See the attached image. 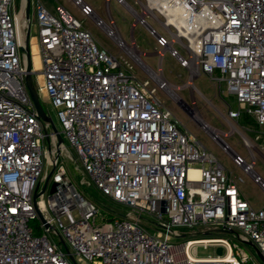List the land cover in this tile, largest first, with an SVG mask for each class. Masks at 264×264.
Returning a JSON list of instances; mask_svg holds the SVG:
<instances>
[{
  "label": "built area",
  "instance_id": "2783aa9c",
  "mask_svg": "<svg viewBox=\"0 0 264 264\" xmlns=\"http://www.w3.org/2000/svg\"><path fill=\"white\" fill-rule=\"evenodd\" d=\"M69 1L113 41L124 62L62 6L52 15L36 0L39 91L50 99L61 137L75 151L88 184L128 211H103L68 179L59 159L67 147L38 117L26 89L13 0H0V264H73L50 233L59 236L76 264H264V207L256 210L243 198L242 178L232 177L157 97L165 91L191 110L197 107L195 77L205 74L224 84L238 106L223 116L232 129L209 131L207 124L203 129L264 195L249 142L243 137L247 162L224 141L243 115L264 130V0H131L140 11L116 0L134 18L131 31L138 24L155 40L156 71L143 62L132 32L129 43L123 40L109 12L103 19L84 0ZM22 19L26 29L24 14ZM166 53L189 73L182 86L162 74ZM126 59L145 79L136 78ZM184 88L191 90L190 104L169 93ZM193 119L199 122L195 114ZM50 167L45 191L50 183L55 190L47 199L43 195L42 222L36 212L41 197L34 196ZM197 228L204 237L184 239L198 234H189ZM219 233L230 239L216 237ZM199 247L213 254L200 257Z\"/></svg>",
  "mask_w": 264,
  "mask_h": 264
},
{
  "label": "rangeland",
  "instance_id": "374dc122",
  "mask_svg": "<svg viewBox=\"0 0 264 264\" xmlns=\"http://www.w3.org/2000/svg\"><path fill=\"white\" fill-rule=\"evenodd\" d=\"M45 9L52 15H55V7L62 6L66 9L75 19L82 22L83 27L91 33L95 42L102 48L106 49L108 52L116 56L121 62H124V55L120 53L118 48L114 45L113 41L108 38L102 30L97 28L91 20L84 19L78 12V10L72 5L69 0H39ZM90 6L93 7L94 11L103 19H107V12L111 15L119 34L126 43L131 41V26L134 23V18L131 17L125 9L117 4L116 0H110L107 4L105 0H84ZM131 4L136 11H140L139 7L131 0H126ZM36 0H30V28H29V53L31 57V68L32 83L33 87L38 96V102L41 105L43 111L50 118L52 123L55 125L58 131H60V125L58 123L56 112L53 109L50 99L42 92L39 91L40 80L39 75L35 73L36 68L34 57L37 52H34V47L37 48V28L35 23V5ZM13 11L15 12L16 21L18 23L17 31L19 41L25 40L26 29L23 27V19L21 16L22 12V0H13ZM147 23L154 29L159 30V25L155 23L152 19L148 18ZM22 23V25H21ZM132 38L135 41L137 49L144 53L143 62L147 64L152 70L156 71L159 67V58L155 55L157 49L155 40L148 34V32L140 25L137 24L136 28L132 32ZM175 48L179 53L187 58V55L179 49L178 45ZM123 59V61L121 60ZM126 61L133 67L132 73L138 79H145V76L141 73L138 65L126 59ZM124 65V64H123ZM161 70L164 78L173 86H182L189 80V73L181 68L176 60L168 53H166L161 61ZM37 72L39 71L36 70ZM193 86L197 91L193 92L194 98L197 103V107H191L187 109L185 106H181L175 101H173L165 91H158L157 97L163 103V105L168 108L182 123L184 129L189 132L193 137H195L203 147L207 149L225 168L228 173H231L232 177L242 178L243 182L239 183V190L243 197L249 202V204L256 210L264 207V195L262 194L260 188L254 184L249 176H246L241 169H238L232 163L231 158L222 151L219 145L215 143L211 137L204 131L203 124L196 122L193 119V114L199 115L204 124L209 125L211 128L227 133L232 129L231 124L225 122L223 116L227 115V109L230 107L232 110L236 111L238 109L237 103L233 97H230L226 93L225 85H218L213 82L205 74H200L193 79ZM172 89V88H171ZM169 93H175L174 90H169ZM179 97H181L187 104L191 102V90L189 88H184L176 92ZM175 93V95H176ZM251 120V119H250ZM236 128L234 129V134L228 138H224L225 143L238 155L246 159L247 162L251 161L249 151L247 149L248 145L252 147L255 164L254 171L264 180V130H259L255 123L245 118L243 115L238 122L232 123ZM243 137L249 142L248 145L243 144ZM64 145L67 147V152L62 154L59 159L63 162L65 170L67 172L68 179L72 184L83 193L86 198L92 199L98 203L103 211L109 210L117 214L123 215L128 211L127 207L118 205L108 198L102 196L100 192L91 184L89 185L88 176H83L82 172L77 169L80 166L79 160L75 154L73 148L69 143L64 140ZM45 158L48 155V143L45 142L44 148ZM195 167H199L196 165ZM49 168V173L51 171ZM84 179V184H81ZM51 183L48 185L47 190L44 193V199L49 196ZM145 218L152 220L149 216L144 215ZM32 225L37 224V221L31 222ZM187 231V230H186ZM198 233L195 236H188L184 239L191 238H201L202 229L197 228L195 232L190 231L189 234ZM216 237L229 238L230 236L225 233H219ZM49 239L61 246L60 238L57 234L50 233ZM183 239V240H184ZM241 247L254 258H258L253 247L250 245H243ZM197 254L202 256H207L213 254V250L210 248L208 250H203L201 247L198 248ZM87 264V263H80Z\"/></svg>",
  "mask_w": 264,
  "mask_h": 264
},
{
  "label": "water",
  "instance_id": "95a60500",
  "mask_svg": "<svg viewBox=\"0 0 264 264\" xmlns=\"http://www.w3.org/2000/svg\"><path fill=\"white\" fill-rule=\"evenodd\" d=\"M30 0H25V13H24V17H25V25H26V32H25V40H24V45H23V48H22V51H23V54H24V66H25V85H26V89L28 91V94H29V97L35 107V110L38 114V117L43 121V122H46L52 133L56 134V138H57V141H58V144H61L63 145L64 144V140L63 138L61 137V134L60 132L57 130V128L55 127V125L52 123V121L50 120V118L47 116V114L43 111L41 105L39 104L38 102V96H37V93L33 87V83H32V74H33V71H32V68H31V57H30V53H29V28H30ZM53 172V169L51 170V172L48 174L47 178H46V181L44 182V185L42 186L40 192H38V194L36 193L35 194V198L40 195L41 199L38 203V205L36 206V212H37V215L39 217V219L43 222V218H42V215H41V212H40V208L42 206V198H43V195H44V191H45V188H46V185L50 179V176ZM38 190V188L36 189V191ZM55 190V185H52L51 188H50V193H53ZM61 244L63 245L64 247V250L65 252L68 254L69 256V259L70 261L73 263V264H76L73 257L69 254L68 250L66 249L64 243L61 241ZM216 254L217 255H221V249H217L216 250ZM256 255L257 257L262 260L261 256L259 255V253L256 251ZM262 262L264 263V260H262Z\"/></svg>",
  "mask_w": 264,
  "mask_h": 264
},
{
  "label": "bare ground",
  "instance_id": "6f19581e",
  "mask_svg": "<svg viewBox=\"0 0 264 264\" xmlns=\"http://www.w3.org/2000/svg\"><path fill=\"white\" fill-rule=\"evenodd\" d=\"M25 13V0H22V12H21V16L23 15ZM170 21H172V20H170ZM17 25H18V23H17ZM21 25H22V23H21ZM22 44L24 45V42H22ZM38 50V48H36V47H34V52H36ZM38 52V51H37ZM34 61H35V65L37 66V67H39L40 66V63H39V59H38V56H37V54L35 55V57H34ZM39 80H40V82H41V80H42V78L39 76ZM39 82V83H40ZM170 92V91H169ZM176 93V92H175ZM175 93H170L171 94V96L173 97V98H177V94L175 95ZM196 115V118H197V121H199V123H201V124H203L204 125V122H202V120L197 116V114H195ZM206 129H208L209 131H214V129H212L211 127H209V126H207V128ZM191 174H194V172L193 171H191Z\"/></svg>",
  "mask_w": 264,
  "mask_h": 264
},
{
  "label": "trees",
  "instance_id": "16d2710c",
  "mask_svg": "<svg viewBox=\"0 0 264 264\" xmlns=\"http://www.w3.org/2000/svg\"><path fill=\"white\" fill-rule=\"evenodd\" d=\"M245 118H247V119L250 121V123H251L250 118H248L247 116H245ZM33 226L36 228V234H38V231H37V224H35V225H33Z\"/></svg>",
  "mask_w": 264,
  "mask_h": 264
},
{
  "label": "crops",
  "instance_id": "0c3cea01",
  "mask_svg": "<svg viewBox=\"0 0 264 264\" xmlns=\"http://www.w3.org/2000/svg\"><path fill=\"white\" fill-rule=\"evenodd\" d=\"M135 42V41H134ZM38 51V50H37ZM36 51V52H37ZM37 56H38V59H39V54H38V52H37ZM39 63H40V60H39ZM241 195H242V193H241ZM243 196V195H242ZM244 198V197H243ZM245 199V198H244ZM246 200V199H245ZM247 201V200H246ZM248 202V201H247ZM249 203V202H248Z\"/></svg>",
  "mask_w": 264,
  "mask_h": 264
}]
</instances>
